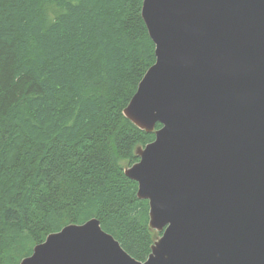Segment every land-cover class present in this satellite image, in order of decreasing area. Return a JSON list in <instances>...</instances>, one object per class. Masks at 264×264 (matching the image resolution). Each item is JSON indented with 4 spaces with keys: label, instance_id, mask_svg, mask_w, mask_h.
<instances>
[{
    "label": "water",
    "instance_id": "1",
    "mask_svg": "<svg viewBox=\"0 0 264 264\" xmlns=\"http://www.w3.org/2000/svg\"><path fill=\"white\" fill-rule=\"evenodd\" d=\"M141 18L155 60L122 115L154 140L123 172L160 236L140 262L91 219L19 264H264V0H142Z\"/></svg>",
    "mask_w": 264,
    "mask_h": 264
},
{
    "label": "trees",
    "instance_id": "2",
    "mask_svg": "<svg viewBox=\"0 0 264 264\" xmlns=\"http://www.w3.org/2000/svg\"><path fill=\"white\" fill-rule=\"evenodd\" d=\"M141 6L0 0V264L91 219L149 255L148 203L123 172L154 140L122 115L155 60Z\"/></svg>",
    "mask_w": 264,
    "mask_h": 264
},
{
    "label": "rangeland",
    "instance_id": "3",
    "mask_svg": "<svg viewBox=\"0 0 264 264\" xmlns=\"http://www.w3.org/2000/svg\"><path fill=\"white\" fill-rule=\"evenodd\" d=\"M127 166H125L124 168H126ZM154 233V239L158 238L160 236V234L153 232Z\"/></svg>",
    "mask_w": 264,
    "mask_h": 264
},
{
    "label": "bare ground",
    "instance_id": "4",
    "mask_svg": "<svg viewBox=\"0 0 264 264\" xmlns=\"http://www.w3.org/2000/svg\"><path fill=\"white\" fill-rule=\"evenodd\" d=\"M95 218V217H94Z\"/></svg>",
    "mask_w": 264,
    "mask_h": 264
}]
</instances>
